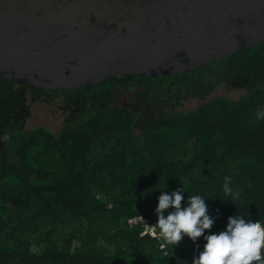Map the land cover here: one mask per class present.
<instances>
[{
  "label": "trees",
  "instance_id": "trees-1",
  "mask_svg": "<svg viewBox=\"0 0 264 264\" xmlns=\"http://www.w3.org/2000/svg\"><path fill=\"white\" fill-rule=\"evenodd\" d=\"M245 54L195 76H114L90 88L0 78V264H192L203 234L195 242L185 234L164 252L127 224L138 214L156 221L158 196L178 186L182 206L188 195L206 197L215 221L205 233L240 211L264 220V44ZM145 77L156 84L141 91L153 106L111 103ZM226 82L242 93L205 100ZM194 96L199 105L180 109ZM37 100L61 101L68 116L58 132L24 125ZM225 176L239 197L223 192Z\"/></svg>",
  "mask_w": 264,
  "mask_h": 264
},
{
  "label": "water",
  "instance_id": "water-1",
  "mask_svg": "<svg viewBox=\"0 0 264 264\" xmlns=\"http://www.w3.org/2000/svg\"><path fill=\"white\" fill-rule=\"evenodd\" d=\"M243 2L253 3L257 18H245L240 36L226 31L225 43L173 42L169 49L125 39L106 16L88 17L87 0H0V74L41 88L89 86L124 71L165 70L163 52L175 57L178 47L188 50L193 66L194 58L264 37V0Z\"/></svg>",
  "mask_w": 264,
  "mask_h": 264
},
{
  "label": "flooded vegetation",
  "instance_id": "flooded-vegetation-1",
  "mask_svg": "<svg viewBox=\"0 0 264 264\" xmlns=\"http://www.w3.org/2000/svg\"><path fill=\"white\" fill-rule=\"evenodd\" d=\"M233 1L231 3L229 1L225 2V0H87L89 6L87 15L88 17L106 16L118 28L119 32L125 34V39L154 44L155 48L156 42H159L162 47L171 49L173 42H176V46L186 41L225 43L226 31L230 36H240L242 34L240 26L246 24L245 18H251L252 23H254L256 22L257 13H255L253 3L250 2L248 5L243 0ZM102 31L106 33L103 29ZM256 44H264V37L251 41L247 45L230 44L226 47V51L224 49L209 59L200 62L194 58L193 66L189 62L191 54L188 50L178 47L177 51L174 50L172 53L176 54L175 57L163 52V60L161 62L163 66L160 69L165 70H160L156 73V69H154V74L124 71L85 87L90 88L94 84L114 76L118 78L140 74L142 76H156L162 79L166 75H184L189 72H193L192 74L190 73V76H195L194 73L200 66L226 56L236 57L238 54L241 57H245V51ZM169 68L173 70L167 71L166 69ZM0 78H4L5 81L9 79L15 80L13 82L15 87L19 85L17 82H20L11 77H4L1 74ZM155 86V83L145 77L142 82H133L128 87L122 86L116 90L117 95L111 103L134 107L153 106V98L150 99L151 101H147L141 91L153 89ZM224 86L242 90L226 82L220 84L205 97V100L216 96L214 93ZM45 89L65 88L45 87ZM189 100H197L199 102L198 105L202 101L197 96L189 97L180 106H183Z\"/></svg>",
  "mask_w": 264,
  "mask_h": 264
},
{
  "label": "clouds",
  "instance_id": "clouds-1",
  "mask_svg": "<svg viewBox=\"0 0 264 264\" xmlns=\"http://www.w3.org/2000/svg\"><path fill=\"white\" fill-rule=\"evenodd\" d=\"M257 116L264 118V107L257 109ZM222 189L226 195L240 196L231 187L229 176L224 177ZM205 198L198 193L188 195L187 203L182 206L184 189L179 186L171 192L160 193L155 207L156 225L164 240L173 246L185 234L194 242L203 234L206 243L193 257L192 264H264V220L240 211L230 214L226 227L219 232L205 233L215 221ZM170 206L165 215L164 210Z\"/></svg>",
  "mask_w": 264,
  "mask_h": 264
},
{
  "label": "rangeland",
  "instance_id": "rangeland-1",
  "mask_svg": "<svg viewBox=\"0 0 264 264\" xmlns=\"http://www.w3.org/2000/svg\"><path fill=\"white\" fill-rule=\"evenodd\" d=\"M241 93L242 90L224 86L214 94H224L231 97H237ZM60 103L61 101L59 100L33 101L29 109V115H27L25 118L24 125L27 128L43 125L54 132H58L68 116V112L64 111L61 106H59ZM198 103L199 102L197 100H189L183 106H181L180 109L189 110L196 107Z\"/></svg>",
  "mask_w": 264,
  "mask_h": 264
},
{
  "label": "built area",
  "instance_id": "built-area-1",
  "mask_svg": "<svg viewBox=\"0 0 264 264\" xmlns=\"http://www.w3.org/2000/svg\"><path fill=\"white\" fill-rule=\"evenodd\" d=\"M127 224L129 227H140L142 229V234H147L154 238H157L160 248L163 249L164 252H167V243L159 232L156 221L150 220L144 214H138L128 218Z\"/></svg>",
  "mask_w": 264,
  "mask_h": 264
}]
</instances>
